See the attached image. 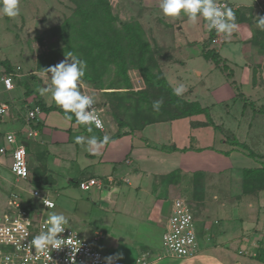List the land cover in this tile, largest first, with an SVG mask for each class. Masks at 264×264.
<instances>
[{
  "label": "crops",
  "instance_id": "crops-1",
  "mask_svg": "<svg viewBox=\"0 0 264 264\" xmlns=\"http://www.w3.org/2000/svg\"><path fill=\"white\" fill-rule=\"evenodd\" d=\"M228 1L237 28L220 46L212 44L213 30L207 29L202 17L201 29L195 33L183 14L175 19L165 17L159 0H130L126 7L143 12L144 17L137 21L148 33L167 37L175 33L177 42L160 58V70L172 88L184 84L186 91L180 97L199 104L203 111L119 125L111 108L117 101L110 94L118 89H92L93 85L83 81L82 91H93L105 122L104 130L92 126L89 132L69 119L50 94L47 98L40 95L39 89L51 82L50 74L32 69L34 57L30 73L11 62L13 68L21 66L15 90L7 91L0 82V102L10 104L0 132L17 133L27 157L30 151L35 153L40 166L34 167L43 171L39 187L51 197L58 179L64 180L62 186L71 193L74 186L81 189L82 180L99 179L102 185L88 192L101 200L110 196L124 220L139 227L133 255L142 253L136 260L142 257L148 264H264V31L255 26V16L264 15V4L263 0ZM184 32L187 41L181 40ZM196 42L201 43L200 49ZM188 48L203 57L205 50L217 53L227 69L223 75H214L211 87L202 92L187 78L182 79L179 70H173L179 63L186 65L187 58L179 52ZM5 60L0 58V69ZM211 65L218 70V65ZM195 73L201 79L204 70L195 69ZM39 100L44 107L29 124L28 110ZM116 111H120L118 107ZM30 130L37 134L29 137ZM105 135L110 141L98 155L75 140L77 136L102 139ZM3 160L8 161L9 169L10 157L0 163ZM247 170L256 173L247 175ZM179 197L190 204L199 243V252L184 258L168 255L162 239L173 201ZM67 225L72 226L69 221ZM243 248L257 255L240 254ZM122 257L124 264H138Z\"/></svg>",
  "mask_w": 264,
  "mask_h": 264
},
{
  "label": "rangeland",
  "instance_id": "rangeland-1",
  "mask_svg": "<svg viewBox=\"0 0 264 264\" xmlns=\"http://www.w3.org/2000/svg\"><path fill=\"white\" fill-rule=\"evenodd\" d=\"M107 1L112 7L113 14H117L118 16L115 21L116 31L123 30L121 26L123 23L134 24L132 29L138 30L141 33L142 39L149 45V47H142V51L140 46H138L139 48L132 56L126 57L127 66L124 73L118 71V67L115 68V66L103 72L102 79L105 84L115 87L118 89L116 90L118 92L126 89L131 96H134L128 101L123 102L122 105L124 107L120 105V99L119 101L116 100L117 103H114L115 101L112 102L114 103L113 107H118V110L123 112L126 122L131 123L145 121L147 118L161 117L165 113L172 115L173 112L171 110L173 109V105L169 103V91L157 85L156 82H153V79H161L162 77L159 61L161 57H166L168 52H170V45L176 44L175 33L168 37L166 35L160 36L148 33L139 24L140 21H137V19L144 17L143 12L141 10L127 9L130 0ZM77 2V0H20V14L18 16L9 18L0 14V58L6 59L3 65L6 67L7 65L10 66L11 62L14 64L19 63L23 66L25 72L30 73L28 71L30 69L29 63L34 57L36 66L32 67V69L47 73L45 68L56 65V63L53 64L49 60L51 55L57 64L59 61L61 62L66 59L68 54L73 55L75 53L76 56L83 60H85V57H92L77 47L80 38L79 32L81 30L77 31L76 28H80L81 24H76L77 27H68L65 30L61 27L66 21L77 23L81 21L82 16L77 11L79 4ZM262 3L264 4V0ZM188 23L189 28L193 29L195 33L198 29H201V25L203 24L200 23V20L196 24H192L189 21ZM171 29L173 30V28ZM181 36V40L187 41V34L185 32ZM69 38H73L74 42L69 40ZM79 41L82 42L83 40L80 39ZM196 45L197 48H201V43L196 42ZM73 46L74 48L76 47L77 51H73ZM192 53L189 48L183 52H179V54L187 58V63L186 65L179 63V66H174L173 70H179L182 79L186 80L187 78L192 86H195L202 92L203 88L206 90L211 87L209 82L211 78L215 77L214 75H223L227 69L223 65V60L219 59V63H217L215 60L207 59L199 54L193 55ZM189 54L192 56H188ZM222 54L223 51H221ZM211 64L218 65V70ZM195 69L204 70V75L201 79H198L196 76ZM210 70H214V72L210 73ZM86 72L92 73L88 63ZM208 74L212 75L207 78ZM93 87L95 86H92V89H94ZM86 92L92 94L91 92L93 91L88 89ZM140 92L145 93L144 99H141V96H139ZM136 95L139 97H136ZM118 96L120 97L121 95L119 94ZM112 97L115 98V96ZM157 100L163 101L158 111L153 109V101ZM220 116L224 117L223 114H220ZM102 117L104 118L103 113ZM5 143V135H2L0 132V144L3 145ZM28 157L30 167L35 165L40 166L35 153H31L30 151ZM4 161L0 163V218L6 211L8 199L12 194L23 193L24 198L28 199L32 198L30 191L35 189L34 176L32 174L30 183L16 181L10 169L7 168L8 161L6 160V163ZM44 162L46 161L44 160ZM47 165H49L48 162ZM49 176L52 177L53 174H49ZM63 182L64 180L58 179L57 186L55 185L56 188L53 187L54 191H51V197L56 203L54 208H44L39 199L33 198L35 203L37 202V207L43 217L47 218L53 212L62 213L72 225L70 227L75 229L83 238L99 246L104 253L109 255L119 253L135 262L136 257L142 254L133 255L132 250L138 240V235L134 234L135 232L138 233L139 227L135 226L134 228L124 220L110 196H105L101 200L98 194L82 191L75 186L73 187L74 189L72 188L73 191L71 193L62 186ZM36 188L46 191L43 187L36 186ZM101 201H103L102 204H100ZM96 233H103L104 237L99 241H95ZM120 260L121 264H124V258L122 257Z\"/></svg>",
  "mask_w": 264,
  "mask_h": 264
},
{
  "label": "built area",
  "instance_id": "built-area-1",
  "mask_svg": "<svg viewBox=\"0 0 264 264\" xmlns=\"http://www.w3.org/2000/svg\"><path fill=\"white\" fill-rule=\"evenodd\" d=\"M222 3L230 6L228 0H222ZM212 30L214 33L211 41L212 44L220 46L228 40L223 33L218 34L215 29ZM20 69L21 66H17L14 71H8L5 67L0 69V82H2L7 91L15 90V79L21 76L19 73ZM6 82H10L11 87ZM86 93L92 95L89 92ZM93 107L104 123V130L105 122L102 117V109L98 107L97 103ZM41 110V106L38 104L28 110V114L26 115L27 122L29 124L32 123L41 113ZM9 111L10 104L0 102V122ZM36 134L34 130H30L27 135L31 137ZM9 136L12 137L11 141L8 139ZM5 140L6 143L0 145V161L4 157L9 156V169L16 181L30 183L31 173L25 144L15 132L5 134ZM21 150L23 151L21 157L22 163L16 160V153ZM18 163H20L19 169L14 170V166ZM97 185L102 184L95 177L82 180L79 183V187L84 191H88ZM30 194L32 198L39 199L44 208H48L44 204V200L52 203V208L55 207V201L50 197V194L41 191V189L35 188L30 191ZM27 201L28 199L21 197V193L12 194L8 199L7 209L0 218V264H107L105 258L110 255L104 253L98 246L83 238L69 225H66L65 232L59 235L70 241L75 246V250L73 246L65 245L61 249H53L41 253L39 258H37L34 246L31 248L27 246L30 244L31 239L39 234L46 218L39 211L37 204L31 207ZM103 236L102 233H99L95 236L94 240L99 241ZM162 239L163 247L168 255L184 258L193 256L199 252L194 215L190 204L184 198L179 197L174 199L172 213L166 223ZM239 253L243 255H257V252L250 251L248 248L240 249ZM136 261L138 264L149 263L142 258H138ZM115 264H121V260H116Z\"/></svg>",
  "mask_w": 264,
  "mask_h": 264
},
{
  "label": "clouds",
  "instance_id": "clouds-1",
  "mask_svg": "<svg viewBox=\"0 0 264 264\" xmlns=\"http://www.w3.org/2000/svg\"><path fill=\"white\" fill-rule=\"evenodd\" d=\"M159 8L163 15L168 18H179L181 14L187 17L192 24L199 22L202 17L206 22L209 31L215 29L218 34L223 33L226 39H230L237 28L236 16L233 9L222 0H159ZM0 14L9 18H15L20 14V0H0ZM255 26L264 31V15L255 16ZM50 74V83H45L39 89L41 96L47 98L50 94L53 100L62 110L74 115L75 121L79 125L87 127V131H92V126L103 130L104 123L96 113V101L94 95H88L82 91L84 88L83 77L87 71V62L78 56L68 54L67 58L56 65L45 68ZM8 86L11 87L10 82ZM186 91V86L180 84L173 88V94L181 96ZM162 100L153 101V109L158 111L162 105ZM10 141L12 137L8 138ZM76 143L86 145V150L92 155H98L99 149L107 145L110 137L105 135L102 139L96 136L85 138L77 136ZM23 151H17L16 160L20 163ZM20 163L14 166L18 170ZM94 182V181H93ZM48 208H52V203L43 201ZM68 220L62 213L53 212L49 215L41 226V231L34 236L27 247L35 248L36 257L41 253L53 249H61L65 245L75 246L60 236L66 230ZM122 258V254L116 253L106 257L107 264H115V261ZM47 259V257H45ZM74 260V257H73Z\"/></svg>",
  "mask_w": 264,
  "mask_h": 264
},
{
  "label": "trees",
  "instance_id": "trees-1",
  "mask_svg": "<svg viewBox=\"0 0 264 264\" xmlns=\"http://www.w3.org/2000/svg\"><path fill=\"white\" fill-rule=\"evenodd\" d=\"M79 3L77 11H79V15H81V21L79 23L77 22H70L66 21L61 25L63 30L67 29L68 27H77L76 24H81L80 28H76L77 31L81 30L79 32V40L82 39L83 41L80 42L78 40L79 49L84 50L85 54L87 53L89 58L85 57V60L88 63V66H90L91 72H86L85 76L83 77V81L95 86L96 88L103 89V88H115L113 86H108L104 83L103 72L105 70H110L114 66L115 68L119 69L118 71H121L124 73L126 69V57L132 56L134 52L137 51L140 46L141 51L142 47H149L148 43L145 42L144 39L141 37V33L138 30H133L132 27H134L131 23H123L121 26L123 30H117L115 28V21L117 20L118 16L117 14H113L112 7L109 4L107 0H77ZM137 26V25H136ZM139 26V25H138ZM140 27V26H139ZM141 28V27H140ZM73 39V38H72ZM71 38L72 42H74ZM76 44V43H75ZM73 51H77L76 47H72ZM73 55L76 56L74 53ZM52 56V55H51ZM49 58L53 64H57L55 60H53V57ZM205 57L207 59H213L217 63H219V57L217 53L205 50ZM8 71H14V68L12 66L7 65ZM162 72V71H161ZM31 77V76H30ZM129 82V81H127ZM153 82H156L157 85L164 87V89H167L169 91V103L173 105V109L171 110L173 114L168 115V113H165L162 118L170 117V118H177L181 116H187L191 115L194 112L203 111L202 108H200L199 104L187 102L180 96H176L173 94V88L167 83V81L164 78V75L162 73L161 79H153ZM130 90V89H129ZM166 90V91H167ZM144 92V91H142ZM139 93V96H141V99L145 98V93ZM112 96H115V99L119 101L120 99V105L123 104L124 101H128L130 98H133L134 96H131L129 94L128 90L125 91H113L110 93ZM121 95L120 97L118 95ZM136 95V97H139ZM139 99V98H138ZM38 105L41 106V109L44 107V104L42 101H38ZM113 109L114 116L119 121V125H124L131 122H126L124 119V115L122 111H116V108L113 107V103L111 105ZM123 106V105H122ZM121 106V107H122ZM175 107V111H174ZM62 110V109H61ZM62 112L72 121H75L74 115L70 116L69 114H66L63 110ZM159 117H152V120L157 119ZM138 122V121H137ZM140 123L144 124L145 121H141ZM135 125H138L139 123H133ZM132 125V124H131ZM28 165L30 173H33V179L35 188L36 186H41L40 179L43 176L42 169L37 166L36 168L34 166L30 167L29 159H28ZM34 169V170H33ZM247 175L256 173L255 170H247ZM36 175V176H35ZM21 197L24 198L23 193L21 194ZM28 205L31 207L36 206V203L32 201V199L28 198Z\"/></svg>",
  "mask_w": 264,
  "mask_h": 264
}]
</instances>
